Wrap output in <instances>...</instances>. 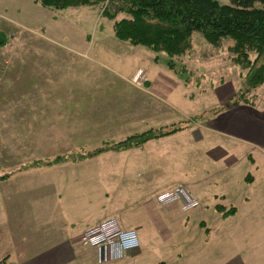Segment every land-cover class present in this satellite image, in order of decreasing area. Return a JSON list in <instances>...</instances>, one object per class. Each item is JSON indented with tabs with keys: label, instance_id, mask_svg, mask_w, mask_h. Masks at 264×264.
Segmentation results:
<instances>
[{
	"label": "rangeland",
	"instance_id": "obj_1",
	"mask_svg": "<svg viewBox=\"0 0 264 264\" xmlns=\"http://www.w3.org/2000/svg\"><path fill=\"white\" fill-rule=\"evenodd\" d=\"M219 1L229 3V0ZM105 6L106 3L50 9L42 7L34 0H0V39L3 40L0 44V129L2 132L4 129V134L0 137L4 138L2 143L5 147L2 157L4 163L11 165L13 159H31L34 163L43 164L41 161L45 157L42 154H48L44 150L49 147V140L45 143L47 146L40 140L37 142L33 140V145L36 142L35 147L30 142V134H20V130H25L33 122L36 127L47 125L45 123L49 121L56 124V126L52 125L54 137L49 144L53 149L55 148L54 154L68 150L72 157L82 156L81 152L76 151L74 144H71L78 130L77 109L83 107V111H88L90 104H93V107L95 104H100V107L106 110L105 102L111 92L108 84L117 78L113 72L127 67L132 62L126 48H133L132 50L140 48L152 56L154 53L158 55L159 63H152L153 71L157 68L162 69L179 82L173 98L193 105L184 117L174 120V124L151 127L145 131L155 130L169 134L175 132V129L184 128L187 131L178 137L177 142L154 145V150L163 147L161 151L164 153L165 164L169 165L167 169L163 167L164 165L159 166L161 183L147 188L148 184L141 178L143 172L141 176L138 171L127 175L123 171L124 156L118 153L117 165L110 166L109 179L99 184L100 180L96 177L97 188L90 191V194L100 191L99 198H91L83 203L84 200L68 196L67 206L74 210L80 206L83 210L79 212V216H70L71 220L75 222V226L87 229L98 222L117 217L116 211L139 214L144 206L146 194L153 199L155 193L162 194L176 183L191 180L194 176H198L203 182L198 186L202 185L203 190L208 188L205 191L210 193L216 188L205 181L208 178L209 181L212 179V172L206 171L208 167L205 166V159L211 162L210 156L215 159L222 155L228 159L238 158L239 152L243 150L254 157L256 168L251 166L252 161H248L245 156V162L243 160L241 163L238 162L237 174L231 171L222 172L224 175L228 173L240 177L245 175L243 171L247 169L254 176L257 175L259 183L253 184V186L258 185L257 198L252 206L259 213L257 217L261 231L264 227L262 221L264 217L262 209L264 205V82L250 87L245 78L246 70L233 60L234 53L230 50L233 41L229 37L222 38L214 45L209 43L199 31L192 32L190 47L174 59L173 66H168L169 57L164 52L118 40L114 36L113 22L115 19L127 17V14L120 12L115 17L103 15ZM255 6L264 8L259 2H256ZM254 57L255 53L250 52V59L253 60ZM262 62L259 58L256 65ZM104 65L110 67L106 66L109 70ZM143 70V68L137 69L131 77L133 83L145 79ZM139 71L141 78L135 81ZM224 95L228 98H219ZM61 106L64 112L68 109L66 112L68 115L56 119L54 113L63 111L60 109ZM39 111H49L52 119L34 120L31 117L32 113L38 114ZM247 111L250 114H247ZM61 122L68 124V132L65 131L64 134L63 132L60 134ZM207 128L228 132L214 133L206 131ZM197 129L202 136L198 142L193 140L194 135L190 133L191 130ZM135 139L139 141V138ZM248 141H252L253 144H249ZM109 147L117 150L114 144ZM213 147L214 149L209 152ZM98 149L89 150L85 155L92 156ZM198 153L202 154V157L192 167V161L198 157ZM34 154L37 158L33 157ZM139 155L141 154H137ZM23 163L25 160H19L15 165L21 166ZM63 168L61 170H64L65 174L74 178L69 179L68 184H76L75 176L80 168L71 165ZM8 170L13 169L8 167L6 171ZM212 170L213 168L210 171ZM176 187L184 188L181 184L174 188ZM69 199L71 202H67ZM61 201L63 202V198ZM215 214H217L215 211L213 214L200 215L188 213L187 216L183 213L177 221L180 222L174 223V227L183 234L175 231L176 236L170 237L165 228L158 232V235L157 231H152L151 236L144 240L140 256L147 257V264L154 260L156 261L152 264L160 260L173 263L170 259H173L177 253L185 255L192 244L196 245L210 237V233L208 234L205 228H215L218 218ZM202 219L206 224L201 226ZM232 222L235 225L236 218L230 223ZM218 230L219 227L215 229ZM246 232L247 230H244L243 233ZM154 234L157 235V239H154ZM71 253L74 256L95 258L97 248L80 243L77 247L71 248ZM261 259L264 262L263 254ZM87 262L93 264L91 259ZM2 263L3 261H0V264ZM5 263L16 264L14 256ZM105 263L107 261L103 264Z\"/></svg>",
	"mask_w": 264,
	"mask_h": 264
},
{
	"label": "crops",
	"instance_id": "obj_2",
	"mask_svg": "<svg viewBox=\"0 0 264 264\" xmlns=\"http://www.w3.org/2000/svg\"><path fill=\"white\" fill-rule=\"evenodd\" d=\"M132 49L126 48L132 60L131 64L113 72L117 78L108 84L111 92L105 102L106 110L101 108L100 104H95V107L90 104L88 111H83V107L77 109L78 130L71 144H74L76 151L81 152L82 156L72 157L68 150L54 154L55 148L53 149L49 144L54 137L52 125L56 126V124L51 121L39 127L34 126L33 122L25 130H20V134H30L31 143L33 140L36 142L40 140L45 144L49 140V147L44 150L48 154H42L45 157L41 161L43 164L34 163L31 159H13L11 165H6L2 158L5 148L2 144L4 138L0 137V261L6 264L5 262L14 256L16 264H87L88 259H91L93 264H103L106 261L105 264H147V257L140 256V252L144 240L151 236L152 231H157L158 235V232L165 228L170 237L176 236L175 231L183 234L174 227V223L180 222H177L180 215L183 213L185 216L188 213L192 215L213 214L215 211L218 217L215 228H205L206 232L210 233L209 238L196 245L192 244L185 255L177 253L173 259H170L173 263L160 260L156 264L161 262L164 264H264L261 259L262 254L264 255V227L260 231L259 217H257L259 213L252 206L257 198L258 185L253 186L254 183H259L257 175L254 176L247 169L243 171L245 175L240 177L228 173L224 175L222 172L231 171L237 174L238 162L241 163L242 160L245 162V156L248 161H252L251 166L256 168L254 157L243 150L239 152L238 158L228 159L222 155L215 159L210 156L211 162L205 159V166L208 167L206 171L212 172L211 181H209V176L205 181L216 188L210 193L205 191L208 188L203 190L202 185L198 186L203 183L198 176L184 181L185 183L178 182L171 187L183 185L187 191L186 194L197 202L195 206L184 208L179 201L160 202L157 199L160 194L158 192L155 193L153 199L150 195H145L144 206L139 214L116 211L117 217H113L114 226L123 230H135L139 237L137 248L129 251L111 248L104 261H99L98 256L89 258L74 256L71 253V248L80 244L77 240L78 236L91 227L85 229L75 226L70 216H79V212L83 210L80 206L76 210L67 206L68 196L84 200L83 203L91 198H99L100 191L95 194H90V191L97 188L96 177L100 180L99 184L109 179L110 166L117 165L118 153L124 156L121 159L124 162L123 171L127 175L132 174L133 171H138L139 175L143 172L141 178L144 183L148 184L147 188H150V185L161 183L159 166L164 165L163 167L167 169L169 165L165 164L164 153L161 151L163 147L154 150V145L177 142L178 137L187 131L181 128L165 136L149 139L138 146L117 150L109 148L92 156L85 155L89 150L109 147L148 128L174 124V120L184 117L188 110L193 108V105L184 101H176L173 98L179 85L178 81L172 79L162 69L157 68L153 71L152 63H159L158 55L153 52L154 56H152L140 48L139 50ZM138 68L144 69L145 79L136 84L131 81V77ZM219 98L227 99L228 97L224 95ZM60 109L63 110L62 106ZM48 112L39 111L38 114L34 112L31 117L34 120H51L52 114ZM66 112L68 109L65 112L64 110L55 112L54 117L62 119L64 115H68ZM247 114L250 112L247 111ZM59 124L61 125L60 134L68 132L67 123ZM206 131L224 132L225 134L228 132L216 128H207ZM190 133L194 135L193 140L197 142L201 140L199 129L191 130ZM1 134H4V129L3 132L0 129ZM248 142L253 144L252 141ZM34 145L32 143V146ZM58 147L61 148L60 145ZM213 149L214 147L209 152ZM139 153L141 155L137 156ZM205 154L204 150L203 155ZM33 157L36 155L34 154ZM201 157L202 154L198 153V157L192 161V167ZM19 160H25V163L21 166L15 165ZM68 165L80 168L75 176L76 184L69 185V179L74 178L61 170ZM8 167L13 170L6 171ZM211 168H213L212 171H210ZM109 189H111L110 186ZM67 202H71L70 199ZM218 205L226 208L225 210L234 208V211L224 215L217 209ZM262 209L264 210V205ZM234 218L237 220L235 225L233 222L230 223ZM262 221L264 224V217ZM200 224L205 225V220L202 219ZM218 227L219 230L215 231ZM244 230H247L246 234L243 233ZM157 235H153L154 239H157ZM155 261H150V264Z\"/></svg>",
	"mask_w": 264,
	"mask_h": 264
},
{
	"label": "trees",
	"instance_id": "obj_3",
	"mask_svg": "<svg viewBox=\"0 0 264 264\" xmlns=\"http://www.w3.org/2000/svg\"><path fill=\"white\" fill-rule=\"evenodd\" d=\"M34 1L50 9L106 3L102 14L109 17L125 12L127 17L115 19L113 22L114 36L131 45L164 52L169 57L168 66H173L174 59L190 47L193 31L201 32L214 45L222 38L229 37L233 41L230 48L234 53L233 60L246 70L245 78L250 87L264 82V8L255 6L256 2L264 5V0H229V3L219 0ZM2 43L3 40L0 39V44ZM250 52L255 53L253 60L250 59ZM259 58L263 62L256 65ZM166 134L169 132L147 130L119 141L114 144V148L138 146ZM135 138H139V141ZM105 149L107 148H99L96 153ZM216 207L224 215L234 211V208L225 210L220 205Z\"/></svg>",
	"mask_w": 264,
	"mask_h": 264
},
{
	"label": "built area",
	"instance_id": "obj_4",
	"mask_svg": "<svg viewBox=\"0 0 264 264\" xmlns=\"http://www.w3.org/2000/svg\"><path fill=\"white\" fill-rule=\"evenodd\" d=\"M140 73L141 71L136 75L135 81L141 78ZM186 193L184 188L176 187L158 195V201H179L184 208L195 206L197 202L191 199ZM77 240L79 243L95 246L99 261L107 259L108 250L111 248H119L124 251L136 248L139 244L138 235L135 230L118 229L114 226L112 219L103 221L81 233Z\"/></svg>",
	"mask_w": 264,
	"mask_h": 264
},
{
	"label": "bare ground",
	"instance_id": "obj_5",
	"mask_svg": "<svg viewBox=\"0 0 264 264\" xmlns=\"http://www.w3.org/2000/svg\"><path fill=\"white\" fill-rule=\"evenodd\" d=\"M99 223H101V222H98V223H96L95 225H97V224H99ZM95 225H94V226H95ZM94 226H93V227H94Z\"/></svg>",
	"mask_w": 264,
	"mask_h": 264
}]
</instances>
